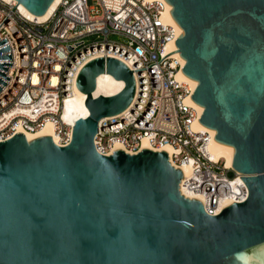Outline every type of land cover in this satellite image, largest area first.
<instances>
[{
	"label": "water",
	"instance_id": "95a60500",
	"mask_svg": "<svg viewBox=\"0 0 264 264\" xmlns=\"http://www.w3.org/2000/svg\"><path fill=\"white\" fill-rule=\"evenodd\" d=\"M52 1L17 0L35 14ZM167 1L183 29L174 39L182 71L198 80L190 97L204 106L199 121L234 146L247 198L211 214L181 191L183 169L167 150L99 152L100 121L117 120L136 80L120 58L97 56L77 77L90 112L68 144L22 131L0 140V264H264V0ZM12 65L5 36L0 91ZM105 71L125 85L94 96Z\"/></svg>",
	"mask_w": 264,
	"mask_h": 264
},
{
	"label": "built area",
	"instance_id": "2783aa9c",
	"mask_svg": "<svg viewBox=\"0 0 264 264\" xmlns=\"http://www.w3.org/2000/svg\"><path fill=\"white\" fill-rule=\"evenodd\" d=\"M166 12L165 0H60L39 20L17 0H0V38L7 36L13 52L11 78L0 91V140L50 124L52 136L68 144L75 122L64 117L65 100L80 70L94 57L114 56L133 70L136 92L116 121H100L96 149L111 154L120 145L133 153L144 142L153 149L169 144L170 161L190 165L181 184L202 196L207 212L215 214L227 198L245 200L244 173L209 150L216 133L199 121L203 110L190 97L196 86L182 75L186 61L174 45L180 32ZM92 34L97 39L88 42Z\"/></svg>",
	"mask_w": 264,
	"mask_h": 264
},
{
	"label": "bare ground",
	"instance_id": "6f19581e",
	"mask_svg": "<svg viewBox=\"0 0 264 264\" xmlns=\"http://www.w3.org/2000/svg\"><path fill=\"white\" fill-rule=\"evenodd\" d=\"M60 0H53L52 3L50 4V6L48 7V9L42 13V14H35L33 13L29 8H27L23 3H18L19 7L21 9V11L28 15L29 17L32 18H36L39 20H44L47 19L51 13L54 11V9L57 7L58 3ZM167 3V12L164 14V18L168 21H172L173 23H175V25L177 26L178 32H182L183 29L180 27V25L177 23V21L174 19V17L171 14V8L172 5L165 0ZM183 62L186 61V59L184 57H182ZM184 77L188 78L191 83L193 84V86H197L198 84V80L193 79L189 76H187L184 72L182 74ZM125 85V81L124 79H118L117 77H115L112 73L110 72H102L97 76V85L96 88L93 91V94L95 96H97L98 94H105V95H109V94H114L116 92H118L119 90H121V88H123V86ZM86 98H87V93L82 91L77 85L74 88V91H72L65 100V111H64V117L71 121V122H75L77 120V118H79L80 116H86L89 114L90 109L89 107L86 105ZM197 103V102H196ZM197 105L199 106V109L202 111L204 110V106L200 105L197 103ZM208 127V126H207ZM209 129H211L212 134L216 133V129L208 127ZM19 131H22L25 133V135L31 139L34 138L36 136H40V135H44V134H52L53 135V127L48 124L46 125L43 129L39 130L38 132H31V131H27V130H23V129H19ZM53 140L59 144V145H66V144H61L58 137L56 135L52 136ZM144 146L147 147H151V145H149L147 142H144ZM116 147H121L120 145H117ZM158 149L162 150H167L168 154L171 153V151L173 150L172 146L167 144L164 145L162 147H159ZM209 150L212 154V156L214 158H220L222 157L223 159H225L226 161V165L227 166H232L233 164V159H234V146L233 145H229V144H225L222 143L218 140H216L215 138H213L209 144ZM135 153V152H133ZM180 167L183 169V171L186 172V174H188L189 170H190V165L189 164H184V165H180ZM180 188L181 191L189 197H197L199 199L202 200V196L198 193H195L194 191H191L187 188L184 187V184H181L180 182ZM235 198H227L225 200H223L219 207L218 210L216 211L215 214H218L221 212V210L223 209V207L227 206L228 204H230L231 202L234 201Z\"/></svg>",
	"mask_w": 264,
	"mask_h": 264
},
{
	"label": "rangeland",
	"instance_id": "374dc122",
	"mask_svg": "<svg viewBox=\"0 0 264 264\" xmlns=\"http://www.w3.org/2000/svg\"><path fill=\"white\" fill-rule=\"evenodd\" d=\"M86 38H87V41H88V42H90V41H92V40H94V39H97V37H96L95 34L89 35V36H87ZM224 161H225V159H224ZM225 162H226V161H225ZM232 173H233V172H231V174H232Z\"/></svg>",
	"mask_w": 264,
	"mask_h": 264
}]
</instances>
